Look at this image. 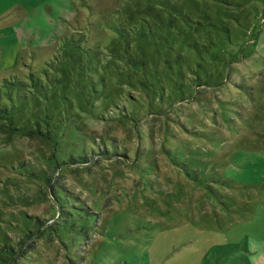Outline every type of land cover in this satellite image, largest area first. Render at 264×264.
Returning <instances> with one entry per match:
<instances>
[{"label": "rangeland", "instance_id": "1", "mask_svg": "<svg viewBox=\"0 0 264 264\" xmlns=\"http://www.w3.org/2000/svg\"><path fill=\"white\" fill-rule=\"evenodd\" d=\"M29 73L0 264H264V0H0V94Z\"/></svg>", "mask_w": 264, "mask_h": 264}, {"label": "trees", "instance_id": "2", "mask_svg": "<svg viewBox=\"0 0 264 264\" xmlns=\"http://www.w3.org/2000/svg\"><path fill=\"white\" fill-rule=\"evenodd\" d=\"M122 31L123 29H119ZM54 81L62 82L60 78H55ZM53 81L50 80V83L44 81L35 73H29L27 80H21L17 77L5 78L3 81V86L6 88V97H3L0 94V117L11 120L12 116L10 115L15 110V103L13 101L14 96H18L19 99L27 100L37 99L40 102H48L53 98V95H49L50 86H52ZM53 87V86H52ZM53 94V93H51ZM13 101V102H12ZM46 122V126L48 125Z\"/></svg>", "mask_w": 264, "mask_h": 264}]
</instances>
